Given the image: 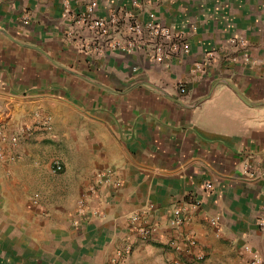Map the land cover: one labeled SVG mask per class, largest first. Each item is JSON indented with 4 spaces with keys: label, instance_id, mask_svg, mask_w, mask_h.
<instances>
[{
    "label": "crops",
    "instance_id": "obj_1",
    "mask_svg": "<svg viewBox=\"0 0 264 264\" xmlns=\"http://www.w3.org/2000/svg\"><path fill=\"white\" fill-rule=\"evenodd\" d=\"M133 1L0 0V264H249L246 246L264 258V0ZM93 2V17L153 12L190 53L112 49L126 38L114 30L98 50L78 21ZM37 113L50 126L20 131ZM104 170L114 180L80 214ZM175 206L190 216L178 227ZM137 212L151 240L132 230Z\"/></svg>",
    "mask_w": 264,
    "mask_h": 264
},
{
    "label": "built area",
    "instance_id": "obj_2",
    "mask_svg": "<svg viewBox=\"0 0 264 264\" xmlns=\"http://www.w3.org/2000/svg\"><path fill=\"white\" fill-rule=\"evenodd\" d=\"M134 4H138L139 0H134ZM95 7V3H91L87 7V11L82 13L79 22L96 32L95 46L99 50L100 41L103 38H108L111 31L117 33L126 32L125 39L112 38L109 42V47L112 49H121L123 51H133L137 48L144 49L147 55L157 61H168L174 56L180 57L190 53L191 48L187 37L183 31H176L168 26L160 24L155 20L153 12H149V18L142 22L139 21L133 14L126 12H111L108 16L93 17L91 12ZM121 36V35H120ZM122 37V36H121ZM234 47L243 49L247 57V40L241 36H235L231 39ZM216 51L209 52V56L216 57ZM181 91L186 90L185 86L180 87ZM51 124V116L37 113L36 120L28 124L22 123L19 125V130L23 133L31 134L36 128H47ZM1 136V135H0ZM13 141L18 140V135L12 136ZM5 157L2 147H0V160ZM1 168V164H0ZM64 168L63 163L57 161L54 165V171L60 172ZM111 170L100 171L97 174L95 183L91 189L82 193L78 200V212L80 214H87L88 201L91 194L97 193L99 188L108 182L113 181ZM205 189L213 187L211 181L204 184ZM199 202H196L198 204ZM94 215L97 210H91ZM189 212L185 206H175L173 214L168 220V224L172 227H178L189 221ZM130 222L132 230L136 233L137 237L143 240H151L157 230V225L149 222L144 214L137 212L131 214ZM193 242V241H192ZM253 254L249 264H264V258L253 250L250 246H246ZM133 249L131 240H125L118 248L117 255L124 256L130 253ZM202 256V255H201Z\"/></svg>",
    "mask_w": 264,
    "mask_h": 264
},
{
    "label": "water",
    "instance_id": "obj_3",
    "mask_svg": "<svg viewBox=\"0 0 264 264\" xmlns=\"http://www.w3.org/2000/svg\"><path fill=\"white\" fill-rule=\"evenodd\" d=\"M203 99H204V98H202V100H203ZM202 100H201V101H202Z\"/></svg>",
    "mask_w": 264,
    "mask_h": 264
}]
</instances>
